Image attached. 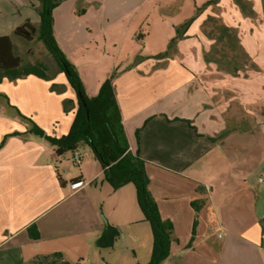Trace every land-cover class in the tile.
I'll return each mask as SVG.
<instances>
[{
  "label": "crops",
  "instance_id": "crops-1",
  "mask_svg": "<svg viewBox=\"0 0 264 264\" xmlns=\"http://www.w3.org/2000/svg\"><path fill=\"white\" fill-rule=\"evenodd\" d=\"M209 1L68 0L53 11L55 36L88 95L118 71L114 90L130 150L145 161L160 215L173 225L162 264H264V0H241L245 13L234 0H219L167 57L156 58ZM39 7L40 0H0V37L27 20L38 26ZM210 19L237 31L241 56L257 69L214 62ZM0 78V142L25 134L0 149V264H36L55 253L71 264H107L96 245L104 212L112 225L119 217L146 223L135 211V186L114 190L85 152L76 173L67 155L56 158L46 140L27 133L17 111L49 136L68 134L77 99L63 73L12 81L0 70ZM65 100L75 106L67 113ZM143 225L131 234L146 238L147 251Z\"/></svg>",
  "mask_w": 264,
  "mask_h": 264
},
{
  "label": "trees",
  "instance_id": "trees-1",
  "mask_svg": "<svg viewBox=\"0 0 264 264\" xmlns=\"http://www.w3.org/2000/svg\"><path fill=\"white\" fill-rule=\"evenodd\" d=\"M61 1L62 0H40V7L38 8L40 16L39 25L36 26L31 21L27 20L15 29L13 35L27 42L33 41L36 37L44 44L55 60L59 72L65 75L76 95L77 106L74 120L68 134L57 138L47 135L46 132L32 120L24 117L18 111L17 113L30 125L27 133L46 140L54 148V155L56 158H62L68 153L73 155L81 145H86L101 164L104 179L114 190H119L128 184L135 186L138 205L144 215V220L150 224L153 236V246L149 264H161L171 253L173 225L169 221H164L160 215L158 205L149 189V179L146 174L145 161L140 157L139 153L133 154L130 150V144L122 123V115L114 90L113 82L118 75V71L115 70L103 82L97 95L90 96L87 94L79 69L68 59L55 36L53 11ZM235 1L241 9L244 8V5L241 4V0ZM218 2L219 0L207 2L202 8H197L192 18L182 25L177 26L175 28L176 35L170 40L166 52L157 55L156 58L167 57L177 43L184 38V34L190 25L200 16L201 10L208 6L216 5ZM209 21L212 23H219L217 26L219 36L215 40L216 43L224 44L226 50L238 49L242 51L235 29L229 28L214 19H210ZM140 37H142V35L136 36L137 41H141ZM244 56L246 62H242L241 64L257 69L248 55L244 54ZM137 59L139 60L141 57L138 56L136 60ZM238 67L237 65L233 67L234 72L239 70ZM0 70L2 71L3 77H7L12 81L30 75L37 76L44 80H51L45 64H23L22 57L15 53L14 43L10 36L0 37ZM51 91L63 93V88L57 84H53L51 86ZM81 97L86 103L88 113ZM63 104L66 113L75 108L71 100H65ZM23 135L25 134L18 132L6 135L0 142V149L5 146L9 138ZM58 179L60 183L64 185V181L59 174ZM196 224L197 220L195 226ZM31 229L32 228H30V230ZM117 235L118 230L111 225H107L102 235L96 241L97 247H111ZM34 238L39 239L38 233L34 235ZM36 264L71 263L65 261L62 254L55 253L43 258Z\"/></svg>",
  "mask_w": 264,
  "mask_h": 264
},
{
  "label": "rangeland",
  "instance_id": "rangeland-1",
  "mask_svg": "<svg viewBox=\"0 0 264 264\" xmlns=\"http://www.w3.org/2000/svg\"><path fill=\"white\" fill-rule=\"evenodd\" d=\"M35 3L39 4V0H32ZM68 0H62L60 4L67 2ZM235 1V0H234ZM120 0H117L116 4H119ZM236 2V1H235ZM34 4V3H32ZM107 4H110L107 3ZM204 5V4H203ZM203 5H201L199 8H202ZM244 5V8L242 11L245 13L248 11V7ZM209 7V6H208ZM201 10L200 15L205 13L206 9ZM219 23H209L205 26V32H209L213 34L214 39V45L211 49V56L215 58V63L217 62L219 65H221L223 68L228 70H233V67L235 65L240 66L241 63L246 62L245 58L241 56V52L238 49L235 50H226L224 48V44L222 43H216L215 40L219 36V30L217 29ZM143 35V28H140L136 32V36ZM12 41L15 45V53L22 57L23 64L24 65H31L35 63H43L47 66L48 74L50 76H56L57 73H59L58 66L51 56V54L48 52L44 44L39 41L36 37L33 41L27 42L24 39H21L19 37L12 35ZM136 43L140 44L141 41H136ZM95 45V44H94ZM143 46V44H141ZM104 50V49H103ZM250 65V64H249ZM30 126V125H29ZM81 153H86L90 157H93V153L90 150V148L86 145H81V150H79ZM73 155L70 153L67 154V157L65 158L64 163L70 166L76 173H79L78 164L72 161ZM130 188H134L133 185H129ZM135 211L138 218L142 217L141 210L139 208V205L137 204V201H135ZM104 220L107 222V225H111L115 227L118 230V235L111 247L108 248H102L104 253V258L106 259L107 264H149L151 260V252H152V246H153V236L152 231L149 223H143L145 224V228L149 230V242H150V249L146 251V238H143L142 236H135L133 237L131 234L132 229L141 228L144 226L142 223H125L122 222L121 217L118 218V222H114L115 224H109L108 216L106 215V212H104L103 216ZM137 218V219H138ZM111 221V220H110ZM119 223V224H116ZM147 226V227H146ZM137 235V234H136ZM164 262V261H163ZM162 262V263H163ZM161 263V264H162ZM164 264H172L171 261H168Z\"/></svg>",
  "mask_w": 264,
  "mask_h": 264
},
{
  "label": "built area",
  "instance_id": "built-area-1",
  "mask_svg": "<svg viewBox=\"0 0 264 264\" xmlns=\"http://www.w3.org/2000/svg\"><path fill=\"white\" fill-rule=\"evenodd\" d=\"M85 154L84 153H81L80 151H75L74 154H73V161L76 163V164H80L81 161L83 160Z\"/></svg>",
  "mask_w": 264,
  "mask_h": 264
},
{
  "label": "water",
  "instance_id": "water-1",
  "mask_svg": "<svg viewBox=\"0 0 264 264\" xmlns=\"http://www.w3.org/2000/svg\"><path fill=\"white\" fill-rule=\"evenodd\" d=\"M81 100H82V102H83V104H84V106H85V108H86L87 113H88V109H87V107H86V103L84 102V100H83L82 97H81Z\"/></svg>",
  "mask_w": 264,
  "mask_h": 264
}]
</instances>
